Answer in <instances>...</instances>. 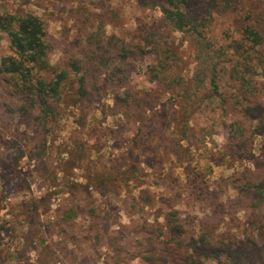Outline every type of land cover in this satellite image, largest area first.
Returning a JSON list of instances; mask_svg holds the SVG:
<instances>
[{
	"label": "rangeland",
	"instance_id": "rangeland-1",
	"mask_svg": "<svg viewBox=\"0 0 264 264\" xmlns=\"http://www.w3.org/2000/svg\"><path fill=\"white\" fill-rule=\"evenodd\" d=\"M241 3L264 32V0ZM6 12L43 21L49 68L57 72L83 49L89 55L95 33L136 44L140 33L154 30L174 60L162 79L149 71L156 56L100 66L84 102L73 98L76 77L69 71L46 125L41 114L17 110L23 101L13 93L14 80L0 75V264H140L136 238L143 220L161 223L166 212L176 211L194 222L187 230L195 236V224L213 205L232 206L242 170L249 169L253 180L264 174V127L258 123L264 118V78L256 76L254 94L237 105H231L241 101L233 82L230 88L221 84L219 97L229 99L223 107L232 114L226 113L227 122L241 119L248 128L247 159L229 157L220 103L204 96L201 107L192 97L185 112L173 102L175 72L183 80L192 76L191 45L186 36L162 29L159 10L146 0H0V13ZM219 22L213 25L226 29L227 21ZM224 28L218 34L231 36ZM8 54L2 34L0 60ZM184 125L188 136L179 141ZM241 208L217 217L220 225L215 219L219 232L226 228L242 239L252 234L251 221L264 222V206Z\"/></svg>",
	"mask_w": 264,
	"mask_h": 264
},
{
	"label": "trees",
	"instance_id": "trees-1",
	"mask_svg": "<svg viewBox=\"0 0 264 264\" xmlns=\"http://www.w3.org/2000/svg\"><path fill=\"white\" fill-rule=\"evenodd\" d=\"M241 1L243 0H146L150 7L159 10L162 29H170L186 36L191 45L195 65L190 80H183L175 72L176 75L170 82L175 84L172 91L173 102H181L185 112L194 103L202 107L204 96L220 103V108L228 105L229 99L219 97L222 83L229 87V82H233L241 101L231 105L241 104L246 99V94H254L252 83L255 77L264 78V32L250 9L239 8L242 7ZM216 19L221 20V25L223 19L227 21L228 26L226 29L223 27V31L231 30V36L224 32L218 34L223 28L219 24L213 25ZM2 34L8 38L9 54L0 60V75L14 80L13 93L23 101V105L17 110L22 114H41L45 125L47 119L56 112V104L66 88L69 71L76 77L73 94L76 102L90 100L96 84L92 80L95 73L101 71L100 66L102 69L106 68L117 59L156 56L157 65L149 70L153 73L152 77L162 79L172 72L169 60H174L173 49L160 44V35L154 30L140 33L136 44H126L115 36L97 37L94 36L97 33L92 34L88 42L92 48L89 55L86 54L88 49H83L80 58H72L67 70L59 72L49 68V48L45 42L44 24L38 16L31 13H0V35ZM162 55L167 57V61H162L159 57ZM192 97L195 99L193 104ZM226 107L222 108L224 112L221 123L227 128V148L231 151L228 153L229 157L234 158V154H239L245 158L248 128L241 125V119L227 122L228 115L232 114L227 110L229 106ZM244 109L254 111L250 107ZM258 123L263 129L264 118H259ZM182 128L178 132L179 141L188 136L185 125ZM253 175L249 169L242 170L232 206L220 209L213 205L211 212H207L195 224L198 227L195 236L193 233L189 236L187 230V226L195 228L194 222L190 218H181L176 211L166 212L161 223H147L143 220L136 238L140 246L139 263L264 264L262 218L251 221L252 234L242 239L229 234L230 231L226 228L219 232L220 228L216 223L217 221L220 225L221 220L217 217H221L226 211L229 212L226 214L228 216L237 210L243 211L241 206L247 210H258L264 206V174L258 173L254 180ZM242 199L248 202H243ZM91 213L94 214L92 211Z\"/></svg>",
	"mask_w": 264,
	"mask_h": 264
}]
</instances>
